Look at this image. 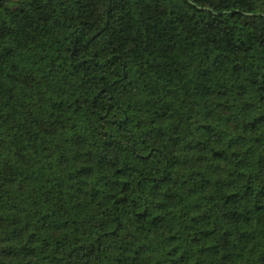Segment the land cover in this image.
<instances>
[{
	"label": "trees",
	"instance_id": "obj_1",
	"mask_svg": "<svg viewBox=\"0 0 264 264\" xmlns=\"http://www.w3.org/2000/svg\"><path fill=\"white\" fill-rule=\"evenodd\" d=\"M0 264H264V0H0Z\"/></svg>",
	"mask_w": 264,
	"mask_h": 264
}]
</instances>
